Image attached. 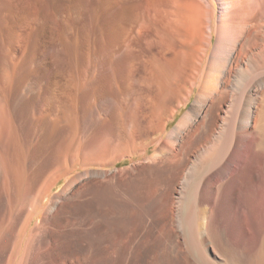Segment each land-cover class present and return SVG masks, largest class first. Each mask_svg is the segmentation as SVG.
Instances as JSON below:
<instances>
[{"label":"rangeland","instance_id":"1","mask_svg":"<svg viewBox=\"0 0 264 264\" xmlns=\"http://www.w3.org/2000/svg\"><path fill=\"white\" fill-rule=\"evenodd\" d=\"M153 1L0 0V264H202L149 157L156 140L175 150L204 45ZM260 191L233 188L219 207L239 255L263 228Z\"/></svg>","mask_w":264,"mask_h":264},{"label":"bare ground","instance_id":"2","mask_svg":"<svg viewBox=\"0 0 264 264\" xmlns=\"http://www.w3.org/2000/svg\"><path fill=\"white\" fill-rule=\"evenodd\" d=\"M163 3L169 19L165 20L184 28L188 36H199L204 48L197 56L196 48L195 56L190 52L192 62L186 69L188 89L182 106L191 96L193 101L168 134L175 150L156 140L150 145L153 155L149 158L159 160L157 167L170 176V186L176 188L179 224L185 225L202 264H264V214L256 216L258 222L254 223L263 228L255 229L239 255L238 247L224 235L225 216L219 210L233 188L250 186L264 191V0ZM182 54L175 56L179 63ZM4 117L8 129L0 140V150L7 159L11 128L7 107ZM167 123L160 126L162 132ZM168 156L174 159L168 160ZM74 185L72 181L56 195L48 210H53Z\"/></svg>","mask_w":264,"mask_h":264}]
</instances>
